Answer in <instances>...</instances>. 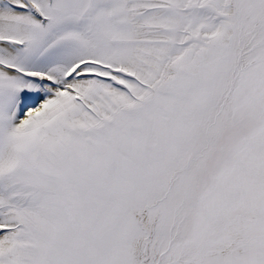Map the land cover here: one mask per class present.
I'll return each instance as SVG.
<instances>
[{
    "label": "snow or ice",
    "instance_id": "1",
    "mask_svg": "<svg viewBox=\"0 0 264 264\" xmlns=\"http://www.w3.org/2000/svg\"><path fill=\"white\" fill-rule=\"evenodd\" d=\"M0 264H264V0H0Z\"/></svg>",
    "mask_w": 264,
    "mask_h": 264
}]
</instances>
